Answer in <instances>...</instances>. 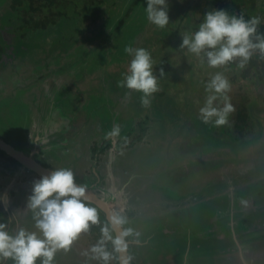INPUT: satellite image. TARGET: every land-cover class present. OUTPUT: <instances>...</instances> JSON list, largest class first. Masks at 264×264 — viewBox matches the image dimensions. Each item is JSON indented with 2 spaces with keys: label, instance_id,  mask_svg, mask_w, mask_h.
I'll return each mask as SVG.
<instances>
[{
  "label": "rangeland",
  "instance_id": "rangeland-1",
  "mask_svg": "<svg viewBox=\"0 0 264 264\" xmlns=\"http://www.w3.org/2000/svg\"><path fill=\"white\" fill-rule=\"evenodd\" d=\"M108 1L102 8L107 12L100 19L89 24L87 15H84V22L87 21L88 26L83 23V28L77 35V30L70 21L64 23V27L70 25L66 29L67 37L59 35V30L54 29L49 37L39 33L40 35L27 38L23 42L21 53L17 54L18 58L28 56L23 64L26 69H20V76L16 74L15 78L9 77L7 73L5 82L9 87L8 92H23L24 95L20 97L23 104L31 107L36 116L39 117L41 113L46 115L50 109L55 110L54 115L44 123V135L37 138L35 143L30 138L32 147L34 145L40 148L41 153L36 156L39 162L46 161L54 170L62 166L60 161L50 157L48 151L55 146L50 136L57 129L69 128L65 142L69 147L64 149L69 153L66 160L77 166L76 171H73L78 174L75 181L85 184L87 179L93 180L92 168L95 167L98 176L103 178L94 189L97 195L102 199L107 198L109 193L114 194L115 198L119 195L118 200H113L111 196L107 200L119 214L128 233V240L138 242L137 246L130 244L129 251L133 260L144 263L142 258L145 254L153 259H164L173 246L172 241L167 242L168 229L172 228H169L167 218L162 221L164 214L177 212L183 217V222L188 224L193 219L196 222L199 219L204 221L205 215L213 211L211 204H219L220 208L228 211L227 204L222 202L223 198H198L200 193L197 189L203 187L204 194L210 192V187L215 189L216 186H222L223 190H227L233 185L232 181L236 182V187L241 188L249 177L247 171L253 169V160L249 156L253 155L264 162V103L254 101L248 105L253 117L260 119L263 127L258 130L261 131L252 133L250 139L245 138L244 146H241L244 140L233 142L228 130L229 122L222 125L212 121L205 122L199 111L209 94L205 90L206 79H210L216 69L211 68L202 58L203 62H199V67L191 68L194 70L190 71L191 78L187 75L186 67H189L192 58L189 51L181 47L180 42L175 38L172 40L173 45L178 44L176 48L173 45L170 48L155 45L157 31L168 26L158 27L147 19L144 11L147 0ZM3 2L4 0H0L1 4ZM168 2L170 23L182 15L184 2ZM6 4L8 3L4 2L0 8V19L9 8ZM190 16L186 25L189 24ZM177 29L176 27L175 30ZM176 31L170 29L166 32L169 37H174ZM10 32V28L1 26L0 40H5V34ZM190 33L192 32L185 31V34ZM128 45L143 47L151 53L159 90L152 94L147 106L141 102V92L119 83L123 79L122 74L128 71L131 59L124 50ZM9 54L13 57L16 55L11 52ZM35 66H39L38 69H34ZM71 71L74 74L69 75ZM218 72L229 81V102L236 100L239 103L250 95L251 90H255L247 82L234 83V77L227 69H219ZM63 73L65 79L61 81L59 76ZM42 81L44 84H40ZM2 88L0 87L1 100L7 96V90ZM219 97L223 96L218 94L217 99ZM17 103L12 102L11 106L4 104L3 115H11L10 111H13ZM214 104L223 107L224 99L219 98ZM8 118L12 119L11 116ZM112 122L131 125L113 136L114 142L121 144L108 149L103 154L104 158L99 156L101 163L95 166L94 158L97 153L91 152L92 147H99L110 140L112 135L108 134L113 129ZM105 124L108 126L107 131ZM58 149V152H65L59 146ZM117 161L126 170L123 178L119 176V168L115 167ZM0 170L9 178L15 172L3 162ZM23 177L26 178L25 175ZM6 180L9 179L5 178L4 181ZM28 182V186L22 185L23 189L15 186V191L0 185V196L6 194L8 197L7 204L0 200V222L6 223L12 231L20 228L38 231L35 227L34 210L28 206V197L32 193L30 185L34 182ZM136 182L141 187L138 190L132 185ZM166 191H170L169 196H166ZM148 204L150 206L144 207ZM170 211L173 212L169 213ZM133 214L138 215L134 218ZM98 215L97 223L90 224L89 229L82 232L67 250L60 249L57 252L55 264H104L93 252V247L101 241L105 251L109 253L107 264H114L115 236L102 214ZM138 222L137 227L142 229L136 234L135 223ZM156 226L160 231L152 234L150 231ZM200 242L194 241V244L198 245ZM149 245H153L152 249L156 248V251L159 249L160 255L153 254ZM198 256V260L200 257L201 260H211L206 254ZM6 264H11V261Z\"/></svg>",
  "mask_w": 264,
  "mask_h": 264
},
{
  "label": "flooded vegetation",
  "instance_id": "flooded-vegetation-1",
  "mask_svg": "<svg viewBox=\"0 0 264 264\" xmlns=\"http://www.w3.org/2000/svg\"><path fill=\"white\" fill-rule=\"evenodd\" d=\"M3 6V3H0V8ZM1 20V19H0ZM1 26H4L1 24ZM0 26V27H1ZM6 28H10L5 26ZM5 34L6 39L0 40V87L8 89L5 82V75L9 73V77L15 78L19 70L26 69L23 67L24 61L28 56L17 57L18 53H21V48L23 47V42L25 39L18 40L17 35L12 33ZM31 48V46L29 47ZM9 52L16 54L15 57L10 56ZM19 66V67H18ZM39 67V66H38ZM35 66L34 69H38ZM46 67V66H45ZM63 70V67L60 68ZM12 71V72H11ZM17 71V72H16ZM75 72V71H74ZM17 74V75H16ZM74 74L72 71L69 75ZM16 75V76H14ZM64 73L59 76L62 81L65 79L63 77ZM74 76V75H73ZM40 84H44L42 81ZM2 88V89H3ZM12 91V92H11ZM7 90L6 98L3 97L1 100L0 97V140L5 142L7 145H10L14 150H17L20 154H23L24 160L20 162L19 160L13 158L5 151L1 150L5 155H8L10 158H13L17 163H12L3 155H0V164L3 162L5 166L13 168L14 174L11 178L8 175H5L2 170H0V185L5 186L11 191H15L13 188L15 186H20L23 189L22 185L28 186V180L35 182L43 177L38 172L33 170L35 164L43 166L45 169L52 170L54 169L46 163V161L39 162L36 159V156L41 153L40 148L38 149L33 145L30 138L33 139V142H36L37 138H40L44 135L45 121L54 115L55 110L50 109L48 114L41 115L38 117L33 113L31 107L28 108L27 104H23V101L20 97L24 94L23 92H14L13 90ZM9 96V97H8ZM60 96V95H59ZM11 102V103H10ZM12 102H18L17 105L13 107V111H10L8 117L3 115L5 111V106L8 104L11 106ZM54 105L53 103H49ZM119 125L120 130L129 127L130 125H125L124 123H115L112 122L111 126ZM50 129V127H49ZM69 128L57 129L50 136L51 142L53 143V148L50 149V157L55 158L62 163L61 167L71 168L73 171H76V164H73L71 161L66 160L68 152L64 148H68L69 144L66 145V131ZM105 129L107 131L108 126L105 124ZM107 137V136H105ZM103 138V136H101ZM107 139V138H105ZM248 139H250L248 137ZM107 141V140H106ZM233 142H235L233 140ZM245 140L241 143V146H244ZM121 144V142H114L113 136L110 137V140L105 144L99 146L96 152L97 155L94 158V165L98 166L101 163L100 158H104L106 151L115 147L116 145ZM236 143V142H235ZM111 144V147H107ZM58 146L61 147L65 152H58ZM107 147L108 149H106ZM133 147V146H130ZM92 147V153H93ZM129 149V148H128ZM127 149V150H128ZM100 158L98 159V157ZM249 159L253 160V169H249L247 174L249 175L246 183L241 188L236 187V182L232 181L233 185H230L227 190H223L222 186H216L215 189L210 187V192L204 194L203 187L197 189L199 197H210L218 198L220 197L223 203H226L228 206V211L223 208H220L219 204H211L213 211L211 214H206L203 220L195 219L191 220L190 223H184L182 220L181 214H164L162 221L167 218L169 220L170 227L168 229L167 235L168 243L172 241V248L168 250V254H165L164 259H153L150 255L143 256V262L137 263L134 261L131 251H129V263L130 264H264V162L262 160H257L253 155L249 156ZM68 162L69 164H64ZM64 164V165H63ZM115 167L119 168L121 173L119 176L123 178V174L126 171L125 168H121L118 164V161L115 163ZM78 169V168H77ZM115 169V168H114ZM117 173V171L115 170ZM96 168H92V174L94 175L93 180H88L85 182V186L91 189H95L99 183L102 182V176H98ZM26 176L23 177V176ZM78 175L74 172V177ZM125 177V176H124ZM234 177V176H233ZM9 179L4 181V179ZM28 179V180H27ZM131 182V181H130ZM78 184H81L77 182ZM130 184V183H129ZM34 185V184H33ZM33 185L30 187L33 188ZM137 190L140 189L138 182L132 184ZM198 187V186H197ZM1 188V186H0ZM24 189H27L26 187ZM137 190H134L135 192ZM141 191V190H139ZM12 193V192H10ZM143 194V192H140ZM170 191H166V196H169ZM113 195V194H108ZM119 196V195H118ZM143 197L144 194H143ZM108 198V197H107ZM147 199V198H146ZM113 200H116L113 198ZM90 203V202H87ZM92 204V203H90ZM122 204V203H121ZM222 204V203H221ZM94 205V204H92ZM95 206V205H94ZM144 205V207H148ZM216 209H215V208ZM95 208H97L95 206ZM98 214H102L104 221L108 224L105 219L104 213L97 208ZM180 210V207H179ZM178 210V211H179ZM170 211L169 213H172ZM138 214H133L132 216L136 218ZM203 215V214H202ZM140 218V217H139ZM181 220V222H180ZM167 222V221H165ZM138 223H135V232L136 234L140 233L141 227H137ZM110 226V225H109ZM124 227V226H123ZM111 228V227H110ZM153 230L150 232L152 234H157L159 232V227H152ZM161 228V227H160ZM125 237L128 242V247L130 249L131 245H138L137 241L130 242L128 240L129 236L124 228ZM111 232L112 229H111ZM112 234V233H111ZM114 234V233H113ZM150 235V237L152 236ZM150 241V239L148 240ZM194 241H201L198 245L194 244ZM150 242H148L149 244ZM149 248L153 251V254L160 255V250L156 251V248H153V245H149ZM207 252H206V251ZM197 251V252H196ZM114 252H117V245ZM196 253V254H195ZM152 254V253H151ZM199 255H204L211 260H204V258H199ZM114 259V255H113ZM115 264V261H114Z\"/></svg>",
  "mask_w": 264,
  "mask_h": 264
},
{
  "label": "clouds",
  "instance_id": "clouds-1",
  "mask_svg": "<svg viewBox=\"0 0 264 264\" xmlns=\"http://www.w3.org/2000/svg\"><path fill=\"white\" fill-rule=\"evenodd\" d=\"M144 11L147 19L158 27L169 23L168 0H147ZM260 22L256 16L245 18L243 15H230L225 9L212 8L205 12L196 31L183 35L181 47L197 55L204 53L211 67L225 65L236 58H240L243 66L255 50L264 54V33L258 31ZM124 50L131 59L128 71L122 74L123 79L119 83L141 92V102L147 106L152 94L159 90L151 53L132 45ZM160 71L163 73V69ZM229 87L228 79L219 72L206 82L205 90L209 94L199 110L202 120L217 125L227 122L228 114L233 110L227 96ZM218 94L224 98L223 107L214 104ZM119 132V125H114L108 135L115 136ZM87 199L86 186L75 181L71 168H57L35 181L28 206L34 210L38 231L25 228L12 231L6 223L0 222V264L9 260L11 264H55L57 252L67 250L82 232L89 229L90 224L99 220L97 209L87 203ZM0 200L7 204V195L0 196ZM113 242L116 245L122 243L119 238ZM93 252L107 264L109 253L105 251L103 241L93 247Z\"/></svg>",
  "mask_w": 264,
  "mask_h": 264
},
{
  "label": "trees",
  "instance_id": "trees-1",
  "mask_svg": "<svg viewBox=\"0 0 264 264\" xmlns=\"http://www.w3.org/2000/svg\"><path fill=\"white\" fill-rule=\"evenodd\" d=\"M137 1V0H135ZM183 1L182 15L174 22L168 23L166 29L158 30L155 34L154 44L157 46L163 45L167 48L173 45L172 40L180 42L182 44L183 35L185 31L194 32L198 29L199 24L204 18V14L207 10L212 8L225 9L230 15H243L245 18H251L253 16L260 18V24L258 31L264 33V0H179ZM7 2L9 8L3 12L1 18V24L10 27L12 31L17 35L18 40L27 39L29 37L43 34L45 37H49L52 30L58 29L59 35H65L67 25L64 27V23L72 21L73 27L77 30L75 35L83 28V23L88 26V22H84V15H87L89 24L94 22L103 13L102 8L108 4V0H4ZM3 2V3H4ZM189 18V24H185ZM3 20V21H2ZM72 25V24H71ZM178 29L175 30L176 27ZM65 29V31H63ZM176 31L174 37H169L166 31ZM166 30V31H165ZM40 33V34H39ZM181 33V35L179 34ZM69 38V35H68ZM255 39V37H253ZM176 45V46H175ZM173 45L176 48L178 44ZM186 47H184L185 49ZM187 49V48H186ZM168 49H166L167 52ZM188 50V49H187ZM165 51V50H164ZM192 61L187 68V75H190V71H194L193 66L199 67V62H203L202 58L207 61V57L204 53L197 55L190 52ZM240 58H236L233 61L225 65L217 67H211L216 69L214 73H217L219 69H227L234 77V83H249L255 90L250 91V95L245 96L241 102L236 100H230L233 110L228 114L227 122H229L228 130L230 136L235 142H240L251 136L261 126L260 119L253 117L252 111L248 108L249 103L254 101H261L264 103V54H261L259 50H255L253 55L248 59L243 66L240 65ZM187 65V64H186ZM214 75V74H212ZM190 79V78H189ZM209 79H206L208 81ZM191 83V79H190ZM242 85V84H241ZM244 86V85H242ZM222 100L223 97H219ZM219 98L217 100H219ZM165 104H163L164 106ZM126 145H128L126 143ZM111 147V144L107 146ZM105 147L106 149H108ZM98 147L94 146L93 153L96 152ZM5 153V152H4ZM0 151V155H3L13 164L17 163L13 158L5 155ZM90 204V203H89ZM92 205V204H91ZM94 206V205H93ZM95 207V206H94ZM97 209V208H96ZM98 210V209H97ZM115 264H118V254L114 252Z\"/></svg>",
  "mask_w": 264,
  "mask_h": 264
},
{
  "label": "water",
  "instance_id": "water-1",
  "mask_svg": "<svg viewBox=\"0 0 264 264\" xmlns=\"http://www.w3.org/2000/svg\"><path fill=\"white\" fill-rule=\"evenodd\" d=\"M0 149L5 151L7 154L12 156L13 158L22 162L24 160L23 154H20L17 150H14L10 145H7L5 142L0 140ZM33 170L38 172L40 175H49L52 170L45 169L43 166L39 164H35L33 166ZM86 196L88 197L86 202H90L94 204L97 208H99L105 215V219L110 225L115 239L119 238L122 243L117 245L118 251V264H130L129 263V247L128 242L125 237V231L123 227V223L119 214L113 210L111 204L107 202H102V198H100L94 189L86 187Z\"/></svg>",
  "mask_w": 264,
  "mask_h": 264
},
{
  "label": "bare ground",
  "instance_id": "bare-ground-1",
  "mask_svg": "<svg viewBox=\"0 0 264 264\" xmlns=\"http://www.w3.org/2000/svg\"><path fill=\"white\" fill-rule=\"evenodd\" d=\"M111 196V198H114V199H116V200H118V197L117 198H115V195L113 194V195H108L107 197L109 198ZM112 196H114V197H112ZM100 197V196H99ZM108 198H103L101 201L102 202H107V203H109V200H107Z\"/></svg>",
  "mask_w": 264,
  "mask_h": 264
}]
</instances>
